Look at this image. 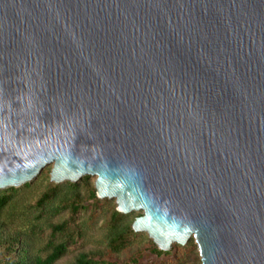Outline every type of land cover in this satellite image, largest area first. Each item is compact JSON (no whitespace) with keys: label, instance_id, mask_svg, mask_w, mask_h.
Instances as JSON below:
<instances>
[{"label":"water","instance_id":"water-1","mask_svg":"<svg viewBox=\"0 0 264 264\" xmlns=\"http://www.w3.org/2000/svg\"><path fill=\"white\" fill-rule=\"evenodd\" d=\"M49 165L160 250L264 264V0H0V190Z\"/></svg>","mask_w":264,"mask_h":264},{"label":"rangeland","instance_id":"rangeland-1","mask_svg":"<svg viewBox=\"0 0 264 264\" xmlns=\"http://www.w3.org/2000/svg\"><path fill=\"white\" fill-rule=\"evenodd\" d=\"M46 167L50 173L51 165ZM86 176H89L86 181L89 186L95 187L96 176ZM84 177L76 182L80 184L81 196L87 195ZM51 182L50 174L47 177L41 172L31 182L26 183L28 185L15 187L18 188V193L2 214L1 220L7 222L3 231L19 232L22 237H27L33 252H41L45 255L50 242L69 240L66 253L55 264H72L81 254H86L95 260V264L124 262L130 264L134 262L133 260H135L133 264H201V257L193 237L181 247H176V243H173L168 255L156 256L153 249L157 246L148 234L135 232L126 237L123 247L118 251L113 250L109 243L112 237L110 213L113 208H117L115 199H85L82 206L72 213L71 207H68L71 194L65 184L55 198L46 203L43 209H39L34 206L35 202ZM141 214V210L132 211L127 214L124 224H132ZM62 222H67L65 232L52 234V226L60 225ZM3 247L0 246V264H7L13 257V252L9 253Z\"/></svg>","mask_w":264,"mask_h":264},{"label":"trees","instance_id":"trees-1","mask_svg":"<svg viewBox=\"0 0 264 264\" xmlns=\"http://www.w3.org/2000/svg\"><path fill=\"white\" fill-rule=\"evenodd\" d=\"M49 170L48 167L43 169L42 175L49 177ZM89 176H85L83 181L86 185V192L87 195L81 196L80 195V184L79 183H72L66 181L65 183H49L47 190L44 191L40 197L35 202L36 207L39 209L45 206L50 200L55 198L57 194L63 188V185H67L69 189L70 201H68V207H71L72 213L76 212L78 208L82 206V202L85 199L88 200H96L97 197V190L94 186H89L86 182ZM28 185V184H26ZM18 193V188L10 187L7 189L0 190V246L3 247L9 253L13 252V257L11 258L10 262L7 264H55L67 251L69 240H62L57 243L50 242V246L46 251L45 255H42L41 252H33L32 247L27 240V237H22L19 232H5L3 228L7 224L1 220L2 214L4 210L11 204L14 197ZM127 214L120 213L117 208H113L110 213V229H111V239L109 241L113 250L118 251L123 245L125 244L126 237L131 234L135 233L132 229L131 223L124 224L126 221ZM67 222H62L60 225L52 226V234L57 232H65V226ZM182 245L176 243V247H181ZM153 253L156 256L168 255V251H163L155 247L153 249ZM131 262L132 264L135 263ZM96 261L88 257L86 254H81L74 263L72 264H95ZM130 263V264H131ZM120 264H129V262H124Z\"/></svg>","mask_w":264,"mask_h":264}]
</instances>
